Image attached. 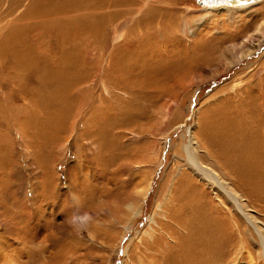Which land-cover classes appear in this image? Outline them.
<instances>
[{
  "label": "rangeland",
  "instance_id": "374dc122",
  "mask_svg": "<svg viewBox=\"0 0 264 264\" xmlns=\"http://www.w3.org/2000/svg\"><path fill=\"white\" fill-rule=\"evenodd\" d=\"M224 1L0 0V264H264L185 152L264 224V0Z\"/></svg>",
  "mask_w": 264,
  "mask_h": 264
},
{
  "label": "bare ground",
  "instance_id": "6f19581e",
  "mask_svg": "<svg viewBox=\"0 0 264 264\" xmlns=\"http://www.w3.org/2000/svg\"><path fill=\"white\" fill-rule=\"evenodd\" d=\"M263 1V0H248V2L246 4L241 3V0H225L224 1V10L227 12V14L230 16V19L234 20V18L236 17L237 14L242 13L243 11L249 10L250 8H252L253 6H255L258 2ZM212 5V4H211ZM213 6V5H212ZM210 6V9L214 10L215 8H217L219 5L214 4V6L217 7H212ZM222 6V4L220 5ZM202 25V23H201ZM191 35L194 36L195 32H191ZM242 59V57L240 58H236V59H232V64H236L237 62H239ZM228 63V62H227ZM230 65V64H229ZM227 65V67L229 66ZM192 140V139H191ZM194 142V140H192ZM192 144V142H191ZM194 144V143H193ZM85 146V145H84ZM85 148H87L85 146ZM188 148V147H186ZM185 148V152L187 150L189 159L188 162L190 163V166L192 168V170L195 172L196 176H198L203 182H205L210 188H212L213 190H215L217 193L223 194L225 195L229 200L230 204H232L234 210L249 224V226L254 230L255 234L257 235L258 239H259V247L261 250V255L264 259V224L262 222H260L253 214V212H251L248 208V206L245 203L244 198L238 194L228 183H226L220 176L218 173H216L215 171H213L212 169H210L209 167L205 166L198 158V154H197V145L195 143L194 145V149H191L193 151V153H191V151L189 152L188 149ZM190 150V149H189ZM89 151V150H88ZM88 155V153H87ZM81 158V157H80ZM82 160V159H81ZM88 161V160H87ZM91 161V159H90ZM189 165V164H188ZM84 167V166H82ZM85 175V174H84ZM81 176V175H80ZM83 176V175H82ZM100 188L104 187V183L101 185H99ZM72 188V186H71ZM144 195V194H143ZM74 198V197H73ZM70 200V199H69ZM74 200V199H73ZM72 200V201H73ZM69 203V202H68ZM95 205V204H94ZM130 207H132V205H130ZM137 208V207H136ZM135 207H133L132 210L136 209ZM69 209H72L71 207L67 208V212L69 211ZM131 209V208H130ZM190 209V208H189ZM74 212V211H73ZM135 212V210H134ZM190 212V211H189ZM138 215H140L141 210L136 209V212ZM197 213V212H196ZM70 214V212H69ZM87 214V213H86ZM135 214V215H137ZM209 214V213H206ZM69 216V215H68ZM205 216V215H204ZM207 216V215H206ZM184 217V216H183ZM65 222H60L59 224H56V232L57 234L59 233L60 235H66L67 233H70V228L71 226L75 223L81 225V227L85 226V224L88 222L89 220V216H79L76 217L75 219H65V217H62ZM61 218V219H62ZM185 218V217H184ZM205 219V217H204ZM211 219V218H210ZM186 220V219H185ZM197 220V219H196ZM151 222H154L153 217L150 218ZM204 224V223H203ZM88 225V224H87ZM180 225V224H179ZM190 225V224H189ZM197 225V224H196ZM74 228L76 225H73ZM185 226V225H184ZM193 227V226H192ZM185 228V227H184ZM199 228V227H198ZM76 229V228H75ZM72 230H74L72 228ZM72 233H75L72 231ZM186 233V232H185ZM77 234V232H76ZM197 234V233H196ZM74 235V234H73ZM187 235V234H186ZM56 236V235H54ZM183 237V236H182ZM58 238V237H56ZM205 238V237H204ZM187 240V239H186ZM191 240V239H190ZM207 240V239H206ZM55 241V240H54ZM59 241V240H58ZM187 242V241H186ZM211 242V241H210ZM214 242V241H213ZM55 245V244H53ZM209 245V243H208ZM243 245V242L241 243V246ZM199 246V244H198ZM211 246V245H210ZM200 247V246H199ZM243 249V248H241ZM127 252V251H126Z\"/></svg>",
  "mask_w": 264,
  "mask_h": 264
},
{
  "label": "snow or ice",
  "instance_id": "6c2138e0",
  "mask_svg": "<svg viewBox=\"0 0 264 264\" xmlns=\"http://www.w3.org/2000/svg\"><path fill=\"white\" fill-rule=\"evenodd\" d=\"M248 2V0H241V3L246 4Z\"/></svg>",
  "mask_w": 264,
  "mask_h": 264
}]
</instances>
